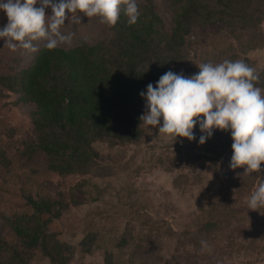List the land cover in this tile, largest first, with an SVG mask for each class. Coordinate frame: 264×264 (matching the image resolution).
<instances>
[{"label": "trees", "instance_id": "1", "mask_svg": "<svg viewBox=\"0 0 264 264\" xmlns=\"http://www.w3.org/2000/svg\"><path fill=\"white\" fill-rule=\"evenodd\" d=\"M138 5L141 15L136 24L129 25L122 13L117 24L110 27L111 36L90 40L82 37L74 45L59 44L52 50L44 42L31 59L16 57L10 62V71L0 74V94L7 91L18 108L28 109L30 121L29 129L23 130L20 137L11 138L12 153L17 159L31 160L36 152H41L45 161L43 167H30L25 178H16L13 183L25 209L11 215L0 213L1 224L9 226L15 239L9 241L0 236V264H29L36 251L51 264L69 263L72 245L60 240L49 227L69 202L61 195L55 198L42 193L37 179L30 175L43 170L62 177L90 172L104 175L107 167L94 144L125 145L148 136L143 121L139 120L146 110L139 93L148 83L155 86L170 69L182 71L186 76L196 74L195 65L202 60L192 51L196 52L193 45L201 27H219V33L211 39L215 49L219 38H224V34L230 36L231 42L218 49L214 61L242 59L254 68V59L247 52L264 42L258 30L264 22V0H143ZM189 35L192 41L187 38ZM256 71L261 77L257 86L264 89V67ZM10 129L12 137L17 130ZM197 136L193 144L199 146ZM207 140L208 146H203L208 151L207 159L221 166L213 174L220 188L213 200L201 206L208 217L203 219V210L196 217L197 223L203 222L197 235L215 233L226 228L224 221L237 218V225L247 223L254 230L246 250L264 252V207L248 210L246 204L264 179V162L261 172L251 175L243 172L242 167L231 169L230 132L216 130L214 138ZM213 141L215 148L210 146ZM12 153L7 155L0 150V179L4 171L15 167ZM93 236L90 234V240ZM81 244L88 250L85 239ZM229 246L233 247V243L229 242ZM200 249L198 244V255ZM109 261L110 255H106L104 264H110Z\"/></svg>", "mask_w": 264, "mask_h": 264}, {"label": "rangeland", "instance_id": "2", "mask_svg": "<svg viewBox=\"0 0 264 264\" xmlns=\"http://www.w3.org/2000/svg\"><path fill=\"white\" fill-rule=\"evenodd\" d=\"M35 6L39 7V4ZM45 12L51 15V8L46 7ZM82 17L84 21L78 25L71 19L65 21L61 31L65 35L71 33L72 38L60 45H74L82 37L90 40L97 36H111L110 27L101 23L99 17L88 18L81 13ZM6 23V15L0 11V27ZM218 28L208 25L201 27L196 34L193 45L196 52H192L198 53L202 60L198 63L194 59L198 63L196 65L203 60L217 63L214 61L216 52L226 46V42H231L230 36L224 34L215 49L212 40L219 33ZM258 30L264 36V22ZM190 37L192 41L193 37L187 36ZM44 42L33 43L38 49ZM3 44L0 39V74L10 71V62L16 57L31 59L34 55V52L24 49L13 52ZM247 55L254 59L256 70L263 68L264 42L248 50ZM196 65L197 73L199 69ZM4 92L5 95L0 94V150L10 155L11 138L20 137L23 130L29 129L30 121L26 112L28 109L18 108L14 97ZM143 126L148 136L138 143L94 144L107 167L102 176L90 172L62 177L46 170L30 175L37 179L42 193H49L55 198L61 195L69 202L68 207L49 225L60 240L71 244L74 249L68 264H104L106 255H110V264H204L208 261L217 264H264V252L247 251L249 235L254 234L253 228L247 223L237 225V218L224 221L228 228H223L224 231L197 235L203 222L197 223L196 217L202 212L203 219L208 217L201 206L205 204L203 202L213 200L220 188V182L213 174L216 173L214 169L220 171L221 166L213 164V159H207L208 151L203 149L210 140L198 143L199 146L183 137L173 142L164 133H158V128L149 126L152 129L150 132L148 127ZM12 127L17 131L11 137ZM193 131L199 140L203 133L198 126ZM214 143L210 145L212 148H215ZM200 152L204 155H199ZM11 156L15 167L7 173L4 171L0 179V213L4 211L7 215L25 209L15 191L18 189L13 186L15 179L25 178L30 167H43L45 162L41 152L33 155L32 159L36 161L17 159L14 153ZM185 158L189 162H184ZM193 159L196 161L190 166ZM4 180L7 182L4 183ZM73 199L75 202L70 203ZM90 234L94 235L91 240ZM0 236L9 241L15 240L9 226L1 222ZM83 239L88 250L81 244ZM201 241H205L207 247H202ZM229 242L233 243V247L229 246ZM198 244L202 247L199 255ZM29 264L51 263L36 251Z\"/></svg>", "mask_w": 264, "mask_h": 264}, {"label": "clouds", "instance_id": "3", "mask_svg": "<svg viewBox=\"0 0 264 264\" xmlns=\"http://www.w3.org/2000/svg\"><path fill=\"white\" fill-rule=\"evenodd\" d=\"M39 4V7L35 5ZM51 8V15L45 8ZM0 11L7 23L0 27L3 45L13 52L24 49L35 52L34 41H46L49 50L70 42L72 34L61 28L66 23L81 22V13L88 18L114 27L121 14L129 25L136 24L141 12L138 0H0ZM199 71L186 76L171 69L162 74L139 95L145 111L139 117L151 132L158 128L173 142L178 137L195 139L193 129L203 133L199 144L214 130L229 131L231 157L229 167L243 168L251 175L260 173L264 162V89L258 87L260 74L244 60L225 59L219 63L203 62ZM248 210L264 207V179L246 200ZM202 247H207L201 241Z\"/></svg>", "mask_w": 264, "mask_h": 264}]
</instances>
